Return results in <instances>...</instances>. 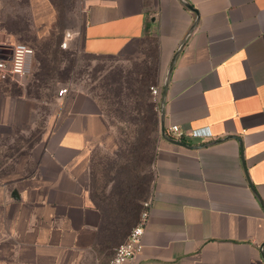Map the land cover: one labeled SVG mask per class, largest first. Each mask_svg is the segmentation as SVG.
<instances>
[{
	"label": "crops",
	"instance_id": "1",
	"mask_svg": "<svg viewBox=\"0 0 264 264\" xmlns=\"http://www.w3.org/2000/svg\"><path fill=\"white\" fill-rule=\"evenodd\" d=\"M85 3L82 27L64 38L68 46L76 41L85 54L127 61L150 59L153 44L157 63L159 125L147 164L154 175L148 198L138 197L141 209L148 199L152 207L143 250L132 264H264V0ZM16 39L0 24V59L10 57ZM183 41L164 126L208 127L209 138L169 135L189 145L212 142L199 148L161 134L167 70ZM11 82L0 80V144L32 110L10 91ZM58 101L37 149L0 176V264H102L103 246L115 249L130 233L120 237L111 226L113 236L103 238L107 223L124 221L132 204L114 221L88 183L100 148L115 165L125 161L113 170L110 187L120 177L135 187V159L121 151L127 141L87 90L76 88Z\"/></svg>",
	"mask_w": 264,
	"mask_h": 264
},
{
	"label": "rangeland",
	"instance_id": "2",
	"mask_svg": "<svg viewBox=\"0 0 264 264\" xmlns=\"http://www.w3.org/2000/svg\"><path fill=\"white\" fill-rule=\"evenodd\" d=\"M85 2L0 0V24L17 35L16 42L28 44L35 52L28 76L21 82L14 81L7 85L13 94H22L32 110L28 118L22 120L20 128L14 127L9 132L5 144H0V176L12 172L19 161L23 163L25 156L40 145L47 131V122L58 108L61 87L67 86L71 92L83 88L100 101L107 118L115 125L120 140L127 141L121 148L124 154L131 142L135 141L139 126L149 124L151 109L157 111L156 106L151 104L154 101L150 89L152 85L159 84L153 44L150 59L139 56L136 60L127 61L85 54L75 45L76 41L67 48L60 46L68 32H77L82 27ZM124 163L122 159L115 165L114 158L100 148L96 149L91 163L88 183L94 192L100 194L101 202L105 201L114 221L119 219L116 217L121 214L119 209L132 201V195L148 198L154 175L152 167L143 164L144 168L137 174L141 189L136 186L131 189L123 177H120V185L115 187L116 183L113 182L110 187V181L115 177L113 170ZM110 204L114 206L113 209ZM117 223H107L102 233L104 239L113 236L111 232L109 234L108 227ZM135 224L130 226L128 232ZM114 250L103 246L102 264H107Z\"/></svg>",
	"mask_w": 264,
	"mask_h": 264
},
{
	"label": "built area",
	"instance_id": "3",
	"mask_svg": "<svg viewBox=\"0 0 264 264\" xmlns=\"http://www.w3.org/2000/svg\"><path fill=\"white\" fill-rule=\"evenodd\" d=\"M63 48L68 47V40L62 41ZM9 58L0 59V80H13L21 82L31 71L34 57V49L26 43L16 42L12 46ZM153 101L156 103V109L159 110L161 88L158 85L151 86ZM70 88L65 86L59 89V96L65 97L69 94ZM166 133L176 138L198 137L209 138L211 130L208 127L185 130L178 124L171 125L165 129ZM152 201L150 199L143 202L138 222L131 228L127 239L115 248L114 255L107 264H132L138 255L142 252L144 246L145 229L149 222Z\"/></svg>",
	"mask_w": 264,
	"mask_h": 264
},
{
	"label": "trees",
	"instance_id": "4",
	"mask_svg": "<svg viewBox=\"0 0 264 264\" xmlns=\"http://www.w3.org/2000/svg\"><path fill=\"white\" fill-rule=\"evenodd\" d=\"M153 107L156 106L155 102L151 103ZM149 124H144L143 126H139L137 129V135L135 136V141L131 144L129 150V154L134 157L135 163L133 167L135 170H141L144 168V165L151 164L155 157V152H153V148L155 150V142L157 139L156 133L158 131L159 119H158V111L155 109H151V115H149ZM143 123V122H142ZM152 142L154 143L152 145ZM152 148V150H151ZM146 161V162H145ZM145 162V163H144ZM144 164V165H143ZM135 186L139 189L142 188V184L137 182V176H135ZM138 198L134 197L131 201L132 208L128 211L126 217H124V221H120L117 224H114L116 228L115 231H119V236H126L129 232L128 229L133 223H137L139 220V215L141 213V206L138 204ZM114 232V231H113ZM112 232V233H113Z\"/></svg>",
	"mask_w": 264,
	"mask_h": 264
},
{
	"label": "water",
	"instance_id": "5",
	"mask_svg": "<svg viewBox=\"0 0 264 264\" xmlns=\"http://www.w3.org/2000/svg\"><path fill=\"white\" fill-rule=\"evenodd\" d=\"M184 3H185V5L188 8H190L193 11H196L191 4H189L188 2H184ZM184 44H185L184 41L181 42V46L176 51V54L174 56V59H173L171 65H170V67H169V70H167L168 73H167V77H166V80H165V83H164V88H163L162 97H161V99H162L161 100V112H160L161 113V116H160L161 134H162V136L164 138H166L167 140H169V141H171L173 143L184 145V146H188V147H193V148H199V147H203V146H206V145H209V144L211 145L212 142L211 143L208 142V143H203V144H197V145H189V144H187L185 142L175 140V139L171 138L169 135H167V133L165 131V126H164L165 125V100H166L165 98H166V94H167L169 80H170V77H171V72H172L171 70H173V66L175 64V61H176V59H177V57H178V55H179V53L181 51V48L183 47Z\"/></svg>",
	"mask_w": 264,
	"mask_h": 264
}]
</instances>
